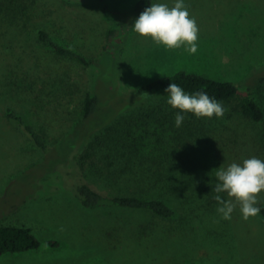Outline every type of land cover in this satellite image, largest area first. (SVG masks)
<instances>
[{
    "label": "rangeland",
    "instance_id": "obj_1",
    "mask_svg": "<svg viewBox=\"0 0 264 264\" xmlns=\"http://www.w3.org/2000/svg\"><path fill=\"white\" fill-rule=\"evenodd\" d=\"M137 2L0 0V225L28 227L41 242L0 264H264V218L243 219L237 204L225 220L212 192L222 163L264 159V121L234 110L241 97L220 118L188 117L180 127L118 113L127 90L179 70L247 85L264 66V0H185L199 27L195 54L135 34ZM121 23L122 44L104 53V30ZM40 29L98 64L51 70L39 61L50 51ZM91 90L105 109L76 128ZM253 95L264 109V92ZM8 107L45 135V153L5 117ZM81 180L104 195L162 199L176 217L84 209L73 190ZM257 195L264 205V191Z\"/></svg>",
    "mask_w": 264,
    "mask_h": 264
},
{
    "label": "trees",
    "instance_id": "obj_2",
    "mask_svg": "<svg viewBox=\"0 0 264 264\" xmlns=\"http://www.w3.org/2000/svg\"><path fill=\"white\" fill-rule=\"evenodd\" d=\"M148 5L149 0H138L134 7L137 17ZM104 9L108 10V7L104 6ZM126 28L127 27L121 23L116 27L108 26V28L104 30V53L112 54L115 48L122 44ZM38 40L50 48V51H45L43 52L44 54L39 55V61L46 63L45 65L54 63V66L51 67L53 71L63 69L65 64L69 61H73L85 67L98 64V60L87 59L77 51L60 44L54 40L51 34L45 29H40L38 31ZM171 81L180 84L189 92L201 89L207 91L210 95L221 100L225 108L240 96L241 99L234 107V110L238 111L242 117L251 122L258 123L264 121V109L253 95V91L264 92V66L260 67L258 70L255 68L252 72L248 73L246 79L241 81L243 83H248L247 85H241V83L236 84L232 81L215 80L199 74L179 70L171 75L157 78L149 83L127 90L124 94V99H121V109L118 113L123 117L124 113L131 111L139 116L140 120L155 121L161 125L168 122L169 124H174L178 109H174L168 105L166 103V96H163L166 94L164 92L165 88ZM147 103L150 105L147 106ZM104 109L100 95L94 90L88 91L81 101V117L76 128L83 122L97 116V114L104 111ZM5 117L9 121L19 125L32 143L41 152L45 153L48 149L45 135L30 124L22 114L8 107L5 109ZM188 117L195 116L191 113H187L185 118ZM99 124H101V122H99ZM99 138V136H96V139L90 142L88 147L85 148L84 154L81 157L82 162L94 155L96 152V143L99 141ZM73 190L74 199L84 209L97 210L103 207H116L129 211H138L161 219H173L176 217L174 208L166 201L159 198L104 195L94 190L82 180L75 185ZM259 206L261 207L260 215L264 218V205ZM49 245L52 247L59 246L56 241H49ZM40 246L41 242L30 228L18 225H0V256L37 250Z\"/></svg>",
    "mask_w": 264,
    "mask_h": 264
},
{
    "label": "clouds",
    "instance_id": "obj_3",
    "mask_svg": "<svg viewBox=\"0 0 264 264\" xmlns=\"http://www.w3.org/2000/svg\"><path fill=\"white\" fill-rule=\"evenodd\" d=\"M130 27L138 36L166 49H182L188 54L197 52L199 27L185 0H171V3L168 0H149V5ZM164 92L166 103L178 109L174 120L176 127L182 125L187 113L197 118H220L226 111L221 100L202 89L189 92L171 81ZM215 170L216 183L212 192L217 202L216 211L223 219H231L237 204L245 220L260 214L257 194L264 191V159L250 156L227 166L222 163Z\"/></svg>",
    "mask_w": 264,
    "mask_h": 264
}]
</instances>
